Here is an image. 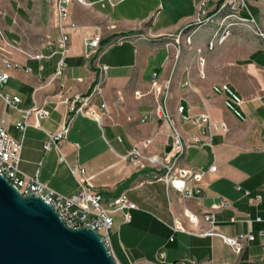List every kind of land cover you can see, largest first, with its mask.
I'll use <instances>...</instances> for the list:
<instances>
[{
    "label": "crops",
    "instance_id": "0c3cea01",
    "mask_svg": "<svg viewBox=\"0 0 264 264\" xmlns=\"http://www.w3.org/2000/svg\"><path fill=\"white\" fill-rule=\"evenodd\" d=\"M84 1L69 4L78 27L70 33L64 74L45 85L60 59L54 4L0 0V30L6 36L2 43L11 59L31 68L11 69L3 90L21 97V109L37 104L51 111L39 127L31 125L23 135L16 127L22 112L0 100V118L6 120L12 136L23 140L21 169L29 175L39 170L43 182L72 195L80 183L70 166L78 164L104 195L126 191L138 209L132 211L130 223L123 222L121 213L115 215L111 242L119 264H264V37L240 27L225 43L209 50L214 26H204L192 46L183 45L175 64L172 54L178 31L196 20L203 1L213 10L220 0H112L114 5L105 7L100 0ZM250 9L264 31V0H251ZM98 33L100 49L88 56L85 39ZM119 38L124 40L117 42ZM198 47L204 50L205 77L199 73ZM36 53L49 57L36 59ZM103 64L109 66L108 76L92 104L99 108L106 101L110 116L100 122L75 115L66 100L77 92L93 91L100 79L98 65ZM154 73L160 83L171 78L167 100L165 90L159 95L153 92ZM159 103L176 114L189 140L196 128L177 114L180 105L184 114L208 110L213 119L229 125L228 131L214 136L212 146H190L184 158L186 165L206 171L202 181L190 182L195 190H202L201 196L185 198L176 189L168 190L153 167L131 161L134 147L146 139L151 142L143 148L144 155H164L171 149L170 125L157 114ZM70 118L71 128L60 150H46L49 134ZM212 165L216 171H208ZM258 195L259 202L250 201ZM222 199L231 204L217 212L220 229L232 236L251 231L256 237L239 255L220 237L172 229L175 219L191 227L185 210L202 215ZM248 216L252 223L245 221ZM161 252L164 261L159 259Z\"/></svg>",
    "mask_w": 264,
    "mask_h": 264
},
{
    "label": "built area",
    "instance_id": "2783aa9c",
    "mask_svg": "<svg viewBox=\"0 0 264 264\" xmlns=\"http://www.w3.org/2000/svg\"><path fill=\"white\" fill-rule=\"evenodd\" d=\"M54 4L57 14L58 39L57 44L60 48V59L57 64L55 73L47 79L45 85L58 80L63 74L67 66V53L69 49L70 33L72 29H76L77 23L72 19L69 10V4L73 0H49ZM80 3H85L84 0H77ZM251 0H220L218 6L210 10L207 7L206 1L200 5L196 20L180 29L175 36L176 51L172 54L177 63L183 45L192 46L196 32L204 26H214V32L207 41V48L214 50L218 45H222L233 34L234 30L240 27H248L259 36L264 37V31L259 27L255 16L250 9ZM103 7L108 3L114 5L112 0H100ZM92 5L91 3H88ZM111 28L116 25H111ZM124 38L117 39V42H122ZM2 41H6V36L0 30V63L3 69L0 70V100H3L5 105L12 110L22 112V119L16 122V127L25 134L27 128L31 125L40 126V121L43 118H48L51 111L45 107L35 105L29 109H21L20 103L22 99L19 95H12L5 92L4 86L10 78L11 69H25L30 71L31 68L23 65L20 62L14 61L8 56V50ZM102 34L98 33L90 39H85V43L89 48L88 56L95 55L100 49ZM170 43L166 44L169 49ZM199 73L201 77H205L204 66L206 59L203 56V48L198 47ZM36 59L48 58L42 53L33 55ZM99 81L93 91L83 94L77 92L74 94L69 103L70 110L77 114H83L102 121L104 117H109V109L106 101H103L99 108L92 104V100L96 94H101V84L104 83L108 76L109 66L98 65ZM153 92L156 95L166 91L165 100L170 94L171 78L160 83L158 74L154 73ZM185 84L190 85L189 80ZM140 95L139 92L136 93ZM159 102V100H158ZM166 105V104H165ZM184 107L179 106L177 114H180L186 121L191 122L196 128V132L191 139L185 137L183 131L178 125L176 114L164 110L162 104L157 106V114L165 117L170 125L171 149L164 155L152 154L144 155L143 148L151 142V139H146L142 144H138L132 150L130 157L135 166L144 167L151 166L158 172V178L163 180L167 189H176L185 198H190L198 194L202 195V190L190 185V182H200L204 179L206 171L193 168L184 163V158L190 146L203 148L206 145L212 146L214 136L219 132H226L229 125L225 120L213 119L208 110H204L198 114H184ZM34 118V121H32ZM72 118L64 122L55 133L49 134V139L45 142V149L51 150L56 147L60 150V143L67 138L71 128ZM23 140L12 136L6 125V120L0 118V174L5 176L19 191L23 194H36L44 198V200L52 205L59 213L62 220L68 227L80 228L85 227L95 230L106 244L109 252L116 259L115 252L111 242V232L115 226V215L121 213L123 222L130 223L133 218L132 211L138 209L137 203L132 201L126 191L117 196H106L98 187L94 185L90 177L86 176V168L72 164L71 172L78 178L80 183L79 190L72 195H65L47 183L43 182L39 176V170L35 175H29L21 169ZM65 160V156H62ZM216 166L212 165L208 171H216ZM249 195L250 192L246 191ZM261 197L258 195L250 198L251 202H259ZM230 201L222 199L220 203L212 205V210L199 215L193 211L185 210L184 216L191 225L186 227L180 219H175L172 229L174 231H185L191 234L200 236H216L220 237L227 245H229L236 254H241L247 242L253 241L256 237L249 231L247 233H239L237 235H228L220 229L218 224L217 212L227 206H230ZM235 220V218H233ZM255 220L260 221L261 217ZM248 223L254 221L253 218L245 219ZM264 236V233H262ZM173 240V237H171ZM160 261H164V253L159 254ZM117 260V259H116ZM118 262V261H117ZM194 263L196 261H193Z\"/></svg>",
    "mask_w": 264,
    "mask_h": 264
},
{
    "label": "water",
    "instance_id": "95a60500",
    "mask_svg": "<svg viewBox=\"0 0 264 264\" xmlns=\"http://www.w3.org/2000/svg\"><path fill=\"white\" fill-rule=\"evenodd\" d=\"M0 264H119L93 229L68 227L52 205L0 174Z\"/></svg>",
    "mask_w": 264,
    "mask_h": 264
},
{
    "label": "rangeland",
    "instance_id": "374dc122",
    "mask_svg": "<svg viewBox=\"0 0 264 264\" xmlns=\"http://www.w3.org/2000/svg\"><path fill=\"white\" fill-rule=\"evenodd\" d=\"M173 59H174V58H173ZM174 60H175V59H174ZM114 230H115V226H114V228L112 229L111 236H112V234H113Z\"/></svg>",
    "mask_w": 264,
    "mask_h": 264
}]
</instances>
